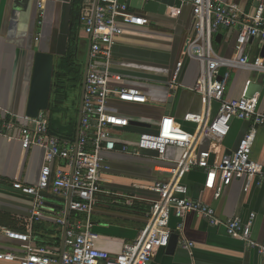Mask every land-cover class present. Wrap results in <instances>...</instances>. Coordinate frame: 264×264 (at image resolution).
<instances>
[{"label": "crops", "instance_id": "1", "mask_svg": "<svg viewBox=\"0 0 264 264\" xmlns=\"http://www.w3.org/2000/svg\"><path fill=\"white\" fill-rule=\"evenodd\" d=\"M88 1L0 0V107L5 112L18 117L26 116L35 52L52 53L56 59L54 68L70 51L73 52L72 60L76 61L80 48L87 52L89 38L84 32L81 12ZM223 1L237 4L242 12H251L258 2ZM122 2L128 5L131 12L147 18L149 23L124 25L123 34L112 49V70L122 75L121 85L139 87L149 102L131 104L112 100L111 106L129 117L130 121L147 124L130 123L127 128L116 131L129 146L145 130L188 137L194 133L196 126L185 121L183 116L200 113L203 109L202 96L190 89L199 75L198 62L184 58L177 85L170 87V82L176 63L183 59L184 40L191 31V7L181 1L172 7L158 1L153 10H146L140 0ZM237 34L238 27L221 28L213 37L215 52L223 58H236L242 46L237 45ZM243 46L244 54L250 58L260 56L262 45L258 39L248 38ZM223 72L228 73L226 98L239 97L250 81H260L259 77H253L254 72L247 69L224 67L220 69V73ZM171 89L173 99L169 114H166ZM260 95H264L263 81ZM216 109L217 103L214 102L212 114ZM249 126V121L233 119L222 145L213 149L212 159L234 148ZM200 147L207 149L209 140L204 138ZM181 155L182 149L173 146L167 148L163 159L156 158L153 152H144L139 156L109 151L103 153L107 168L102 171V192L96 195L90 215L98 249L114 255L121 251L125 242L136 238L146 226L152 201L157 198L151 186L169 179L167 170ZM251 158L264 166V127L257 128ZM42 161V149H23L19 141L0 137L1 250L21 252L26 249V244L5 234L6 230H17L30 233L32 246H45L52 255L60 254L63 226L55 221V217L65 210L67 196L51 190L44 191L47 209L35 219L31 214V197L12 188L16 180L35 184ZM63 164V160H55V166ZM204 182V172L200 168L192 169L184 178L188 196L212 206L222 219L239 216L247 221L254 213L251 235L259 244H264V181L257 184L253 180L246 188L245 179L236 177L222 189L218 199L213 198V190L205 188ZM85 217L84 213L70 211L67 224ZM170 228L171 234L178 235L175 247L172 250H157L148 264H264V255L257 248L247 247L241 240L228 236L223 227L212 226L196 214H186L181 219L171 216ZM182 240L192 242V248H183L180 245Z\"/></svg>", "mask_w": 264, "mask_h": 264}, {"label": "built area", "instance_id": "2", "mask_svg": "<svg viewBox=\"0 0 264 264\" xmlns=\"http://www.w3.org/2000/svg\"><path fill=\"white\" fill-rule=\"evenodd\" d=\"M189 5L192 25L185 38L182 57L174 68L170 87L177 85L184 58L196 60L199 75L190 88L202 96L200 113H187L185 121L195 124L188 137L165 135L160 132L142 131L133 145L123 141L116 129L130 125V118L111 106V101L146 104L149 102L142 89L121 85L123 77L112 70V49L123 34L124 25H147L149 20L129 10L120 0H89L82 9L81 19L89 38L90 52L83 103L80 110V126L77 147L74 141L61 140L49 131L47 111L39 112L36 118L14 116L0 107V137L19 141L23 149L37 147L43 150V161L38 180L33 185L14 181L12 188L31 197V214L37 219L45 211L44 191L68 196L69 210L84 213L85 219H77L66 226L65 249L59 258L45 246H32L31 235L17 230H6L8 238L26 244V249L14 252L0 249V262L6 264H148L154 253L168 246L171 235L170 218H183L196 214L212 225L224 228L228 236L244 242L247 247L257 248L264 255V244L252 238V223L255 214L247 221L239 216L222 219L215 209L188 196L184 178L192 169L200 168L205 174V188L213 190V198L221 196L222 189L236 177L245 179L248 188L253 180L264 181V166L251 158L257 128L264 127V95L253 97L242 94L226 98L228 73H220L226 67L242 68L264 74V58H250L243 54L239 59H227L215 52L213 37L221 28L238 27V47L248 38L258 39L264 45V0H258L251 12H242L237 4L223 0H180ZM40 7V4H38ZM217 103L212 114L213 103ZM233 119L250 122L249 129L239 138L229 153L222 152L212 159L214 148L220 147L229 134ZM209 140V147L202 149L200 142ZM169 146L182 149V155L167 171L170 177L165 182L151 186L157 194L152 201L146 226L136 238L125 242L119 253L111 255L95 246L96 233L92 230L91 212L95 197L102 192V171L106 170L104 152H119L139 156L153 152L163 159ZM63 160V166H55V160ZM55 221L64 226L65 210ZM181 228L179 224L178 229ZM180 245L190 250L192 242L182 240Z\"/></svg>", "mask_w": 264, "mask_h": 264}, {"label": "water", "instance_id": "3", "mask_svg": "<svg viewBox=\"0 0 264 264\" xmlns=\"http://www.w3.org/2000/svg\"><path fill=\"white\" fill-rule=\"evenodd\" d=\"M122 1V0H120ZM144 5L146 10H153L155 7L156 2L161 1L165 3V5L172 7L174 5H178L180 0H140ZM97 0H95L94 8L96 6ZM244 46L242 45L240 47V50L237 54L236 59H239L244 54ZM89 52H90V42H88L87 52L83 64V71H82V82L80 84L79 89V99H78V105H77V119H76V125H75V139H74V146L77 147V141H78V135H79V126H80V110L82 108L83 103V94H84V86H85V77L87 73V66L89 62ZM260 56L264 58V45L261 47ZM55 57L52 53L43 52V51H37L34 54L33 59V66H32V73H31V79H30V85H29V91H28V99L26 104V110L25 114L27 117L36 118L41 111H47L49 108L50 103V94H51V85H52V75L54 71L55 66ZM262 89V81H250L247 84V87L245 89V96L247 97H253L256 94L260 93ZM170 95L167 99L166 104V114H169V110L171 107L172 102V95L173 90L171 89L169 91ZM130 123L140 126H147V124L143 122H132ZM229 153V151H227ZM69 202H70V192L67 196V202L65 205V224L63 226V235H62V242L60 247V254L59 258L61 257L63 251H64V241H65V231L67 226V215L69 214ZM178 239L177 234H171L169 238L167 249L172 250L173 247H175L176 242Z\"/></svg>", "mask_w": 264, "mask_h": 264}, {"label": "rangeland", "instance_id": "4", "mask_svg": "<svg viewBox=\"0 0 264 264\" xmlns=\"http://www.w3.org/2000/svg\"><path fill=\"white\" fill-rule=\"evenodd\" d=\"M79 57L78 60H71L69 61L70 64H66V72L67 71H71L74 70L76 71V69H78L79 71V78H78V86H75L76 90H73L72 92H68V97L64 98V101L61 103H58L59 105V111L55 114V117L59 120H61L60 122L62 123H69V122H73L76 119L77 116V104H78V99H79V89H80V84L82 82V71H83V64H84V60H85V54H86V50L81 49L79 51ZM60 73L59 74H55V86L53 88L54 90V94L56 93V91L59 95H61V91L65 90L68 88V90L73 86V84H75V79H74V74H69L68 73H64L65 69L63 70H59L57 69ZM64 73V74H62ZM59 75V76H58ZM259 77L260 81H263V85H264V74L262 73H256L254 72V76L253 77ZM232 80V77H231ZM61 88V89H60ZM67 90V91H68Z\"/></svg>", "mask_w": 264, "mask_h": 264}, {"label": "trees", "instance_id": "5", "mask_svg": "<svg viewBox=\"0 0 264 264\" xmlns=\"http://www.w3.org/2000/svg\"><path fill=\"white\" fill-rule=\"evenodd\" d=\"M73 57V52L70 51L69 54H67L65 57L61 58L58 62V64L56 65V67L54 68L53 71V75H52V85H51V94H50V103H49V108H48V127H49V131L51 134H53L54 136L58 137L61 140H67L69 142H73L75 139V125H76V119L75 121H73L72 123H62L60 122L61 120L57 119L55 117V114L59 111V108L57 105H59L58 103H61L64 101V98L68 97V92H72L75 89V86H78V78H79V70L76 69V71L74 70H69L66 72V64H70L69 61L72 60ZM71 59V60H70ZM63 70L65 69L64 73H68L69 74H74V79H75V84H73V86L68 90H62L61 95H59L56 91V93L54 94V86H55V74H59V71L57 70ZM62 73V74H64ZM58 75V76H59ZM79 87V86H78ZM61 89V88H60ZM68 90V91H67Z\"/></svg>", "mask_w": 264, "mask_h": 264}]
</instances>
